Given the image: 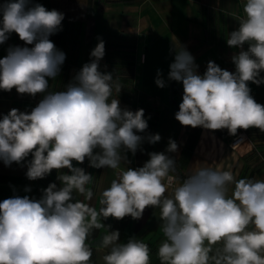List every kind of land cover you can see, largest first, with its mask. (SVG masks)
Returning a JSON list of instances; mask_svg holds the SVG:
<instances>
[{
	"label": "clouds",
	"instance_id": "9594fccd",
	"mask_svg": "<svg viewBox=\"0 0 264 264\" xmlns=\"http://www.w3.org/2000/svg\"><path fill=\"white\" fill-rule=\"evenodd\" d=\"M31 0L0 4V44L12 32L28 47H10L0 59V89L35 96L46 93L66 58L49 36L61 30L64 14ZM239 27L227 39L240 49L232 57L235 72L209 62L197 74L193 56L177 45L169 79L182 82L184 95L175 119L183 126L210 130L257 128L264 132V105L250 95L248 82L264 84V0H243ZM99 39V38H98ZM247 44V50L244 45ZM93 58L83 65L65 91L44 95L30 114L12 109L0 119V160L6 166L27 164L29 180L52 170L68 169L43 190L39 200L15 196L0 202V264H94L88 240L102 219H140L147 207L159 209L163 234L160 264H264V179H237L231 171L199 167L177 181L176 164L163 152H152L143 167H121L126 152L135 155L148 128L144 110L120 107L113 93L121 83L99 70L105 43L99 39ZM158 87L165 81L158 77ZM158 142L159 134L146 137ZM99 149V151H95ZM178 145L169 140L168 152ZM88 159L93 168H109L116 178L91 201L93 177L73 161ZM165 181H167L165 183ZM175 184L174 187H172ZM171 192L169 193V188ZM103 264H151V249L142 240L119 242V231L103 235Z\"/></svg>",
	"mask_w": 264,
	"mask_h": 264
},
{
	"label": "crops",
	"instance_id": "0c3cea01",
	"mask_svg": "<svg viewBox=\"0 0 264 264\" xmlns=\"http://www.w3.org/2000/svg\"><path fill=\"white\" fill-rule=\"evenodd\" d=\"M4 2L5 0H0V4ZM34 4L64 14L61 30L50 35L49 39L66 58L55 78H46L49 85L46 93L32 96L19 94L15 88L11 91L0 89V119L14 108L30 114L44 95L65 91L83 65L91 62V51L99 39H102L105 43V55L99 61V70L111 73L114 79L118 78L122 85L120 91L131 95L128 94L129 97L125 100L118 95L119 103L127 104L126 100H129L134 105L138 102L158 107L157 114L150 110L144 112L148 128L136 134L145 139L135 155L130 151L125 153L127 162L122 161L121 167H143L150 159V153L163 152L175 161L174 176L177 181L199 167L231 171L237 179L245 178L237 176L238 171L244 168L238 159V151L243 145L233 149L230 147L231 140L223 141L218 131L183 126L175 119V114L179 111L175 106V96L180 94L182 103L184 89L182 82L169 79L170 65L175 61L177 45L190 52L198 66L197 74L201 76L206 72L210 61L222 70L235 72L232 57L240 49L230 47L227 39L239 27L238 18L243 15V0H31L30 6ZM17 46L31 48L34 45L25 44L18 34L12 32L0 44V59L8 55L10 47ZM247 48L248 45L245 44L244 50ZM141 54H144V59H141ZM158 72L165 81L163 88L155 83ZM127 74L130 76H126ZM261 76H264V72H261ZM248 86L255 101L264 105V84L248 82ZM155 134H159L161 139L154 144L149 143L146 137ZM170 139L178 145L175 152L167 151ZM31 159L32 156L29 155L21 163L13 162L10 166L0 160V202L15 196L39 200L49 184L55 183L58 188L62 186L57 179L58 175L70 174L66 168L59 171L54 169L42 179L29 180L26 172ZM73 165L83 168L93 177V182L87 187L94 192L91 201H85L76 194L74 198L99 210V194L116 178L114 171L90 167L88 159L82 164L73 161ZM174 186L175 184L172 187ZM101 223L105 227L93 230L88 240L93 250L94 264H103L102 257L107 249L99 245L103 235L111 231H119L121 243H127L129 239L147 243L151 249V264H160L157 251L163 234L160 231L158 208L147 207L140 219L126 216L117 220L109 217L102 219Z\"/></svg>",
	"mask_w": 264,
	"mask_h": 264
},
{
	"label": "rangeland",
	"instance_id": "374dc122",
	"mask_svg": "<svg viewBox=\"0 0 264 264\" xmlns=\"http://www.w3.org/2000/svg\"><path fill=\"white\" fill-rule=\"evenodd\" d=\"M130 76V75H126ZM179 92V91H178ZM129 93L120 91L119 93H113L114 98L117 99L118 95L119 98L122 100L129 97ZM131 96V95H130ZM123 97V98H122ZM175 100V106L179 110L180 105V99L181 95L178 94ZM178 97V98H177ZM127 104H120V107L122 109L131 110L133 112L143 109L144 112L150 110L152 113L157 114L158 113V107L156 106H147L142 103L136 102L134 105L129 100H126ZM125 103V102H124ZM199 128V127H198ZM227 129H220L216 130L218 131V134L221 136V139L223 141H230L235 135H229L228 132H225ZM244 133L246 136V141L244 142L242 148L240 151H238V159H240L242 165H244L243 170L238 171L237 176L241 175L245 178H261L264 179V132H261L257 128H249L247 130L245 129H238L236 134ZM227 134V135H225ZM240 148V147H239Z\"/></svg>",
	"mask_w": 264,
	"mask_h": 264
},
{
	"label": "built area",
	"instance_id": "2783aa9c",
	"mask_svg": "<svg viewBox=\"0 0 264 264\" xmlns=\"http://www.w3.org/2000/svg\"><path fill=\"white\" fill-rule=\"evenodd\" d=\"M141 59H144V54H141ZM245 141H246L245 134L238 133L231 139L230 147H232L233 149H236L237 147L243 145Z\"/></svg>",
	"mask_w": 264,
	"mask_h": 264
}]
</instances>
